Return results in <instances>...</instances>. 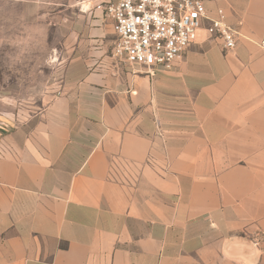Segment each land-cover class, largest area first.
<instances>
[{"label": "crops", "instance_id": "1", "mask_svg": "<svg viewBox=\"0 0 264 264\" xmlns=\"http://www.w3.org/2000/svg\"><path fill=\"white\" fill-rule=\"evenodd\" d=\"M206 4L236 46L200 31L168 70L112 56L93 4L62 94L0 139V264H264V0Z\"/></svg>", "mask_w": 264, "mask_h": 264}, {"label": "rangeland", "instance_id": "2", "mask_svg": "<svg viewBox=\"0 0 264 264\" xmlns=\"http://www.w3.org/2000/svg\"><path fill=\"white\" fill-rule=\"evenodd\" d=\"M93 2L0 0V139L34 127L62 94L68 47L91 39Z\"/></svg>", "mask_w": 264, "mask_h": 264}, {"label": "built area", "instance_id": "3", "mask_svg": "<svg viewBox=\"0 0 264 264\" xmlns=\"http://www.w3.org/2000/svg\"><path fill=\"white\" fill-rule=\"evenodd\" d=\"M207 0H94L114 26L111 55L148 70L170 69L200 31L218 38L224 50L236 46L238 29L222 8L214 13ZM159 127V121L155 119ZM264 242V231L258 233Z\"/></svg>", "mask_w": 264, "mask_h": 264}, {"label": "water", "instance_id": "4", "mask_svg": "<svg viewBox=\"0 0 264 264\" xmlns=\"http://www.w3.org/2000/svg\"><path fill=\"white\" fill-rule=\"evenodd\" d=\"M250 250V249H249ZM251 251V250H250ZM251 253V252H250Z\"/></svg>", "mask_w": 264, "mask_h": 264}]
</instances>
